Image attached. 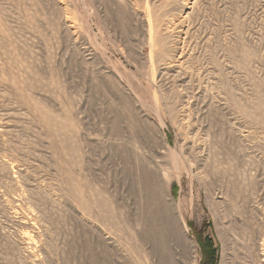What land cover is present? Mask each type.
<instances>
[{
  "label": "rangeland",
  "instance_id": "374dc122",
  "mask_svg": "<svg viewBox=\"0 0 264 264\" xmlns=\"http://www.w3.org/2000/svg\"><path fill=\"white\" fill-rule=\"evenodd\" d=\"M264 264V0H0V264Z\"/></svg>",
  "mask_w": 264,
  "mask_h": 264
},
{
  "label": "trees",
  "instance_id": "16d2710c",
  "mask_svg": "<svg viewBox=\"0 0 264 264\" xmlns=\"http://www.w3.org/2000/svg\"><path fill=\"white\" fill-rule=\"evenodd\" d=\"M200 245L203 261L202 264H216V249L214 248L211 239L206 236L202 238L197 236Z\"/></svg>",
  "mask_w": 264,
  "mask_h": 264
}]
</instances>
